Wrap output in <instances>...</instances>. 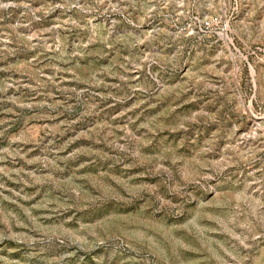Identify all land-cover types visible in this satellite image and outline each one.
I'll return each mask as SVG.
<instances>
[{"label":"rangeland","instance_id":"374dc122","mask_svg":"<svg viewBox=\"0 0 264 264\" xmlns=\"http://www.w3.org/2000/svg\"><path fill=\"white\" fill-rule=\"evenodd\" d=\"M0 264H264V0H0Z\"/></svg>","mask_w":264,"mask_h":264}]
</instances>
